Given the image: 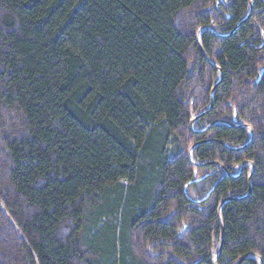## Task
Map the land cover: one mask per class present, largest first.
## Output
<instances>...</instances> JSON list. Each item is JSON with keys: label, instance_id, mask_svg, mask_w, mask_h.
<instances>
[{"label": "trees", "instance_id": "obj_1", "mask_svg": "<svg viewBox=\"0 0 264 264\" xmlns=\"http://www.w3.org/2000/svg\"><path fill=\"white\" fill-rule=\"evenodd\" d=\"M250 2L0 0V264H264Z\"/></svg>", "mask_w": 264, "mask_h": 264}, {"label": "water", "instance_id": "obj_2", "mask_svg": "<svg viewBox=\"0 0 264 264\" xmlns=\"http://www.w3.org/2000/svg\"><path fill=\"white\" fill-rule=\"evenodd\" d=\"M249 2H250V0H249ZM251 10H252V4H251V2H250V11H251ZM249 14H250V13H249ZM198 39H199V35H197V40H198ZM200 52H201V54L205 57V55H204L203 50H202L201 47H200ZM217 69H218V68H217ZM218 71H219L220 79H221V71H220L219 69H218ZM215 86H216V85H215ZM215 86H214L213 89H212L211 95L213 94V90H214ZM211 107H212V103H211L209 109H208L207 111H205V113H207V112L210 110ZM205 113H203V114H205ZM203 114H201L200 116H202ZM242 126H243V125H242ZM195 146H196V145H194V146L192 147V149H194ZM192 149H191V150H192ZM249 179H250V177H249ZM209 194H210V193H208L207 196H208ZM207 196L205 197V199L207 198ZM228 200H230V199H226V200H224V201L221 203V205L219 206L218 212L220 211L222 205H223L225 202H227ZM223 236H224V235H223V228H221V244H220L219 249H218V251H217V256H216V258H215L214 264H216V260H217V258H218V256H219L220 252H221V249H222ZM243 260H244V258L240 259L236 264H240Z\"/></svg>", "mask_w": 264, "mask_h": 264}]
</instances>
